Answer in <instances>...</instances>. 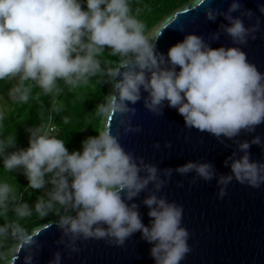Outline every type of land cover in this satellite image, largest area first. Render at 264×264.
<instances>
[{"label":"clouds","instance_id":"obj_1","mask_svg":"<svg viewBox=\"0 0 264 264\" xmlns=\"http://www.w3.org/2000/svg\"><path fill=\"white\" fill-rule=\"evenodd\" d=\"M257 7L264 14V2ZM205 15L212 22L220 17L224 21L211 40L188 32L165 54L158 49L159 37L146 35L131 0H0V81H15L8 91L14 102L28 103L34 88L55 98L60 82L75 89L100 75L111 91L97 104V115L120 117L116 133L109 127L96 129L98 134L84 139L79 150L69 151L65 138L53 134V124L28 127L27 148L16 147V136L0 137L3 168L22 171L28 188L43 190L34 211L40 218L57 217L54 223L61 235L56 244L63 245L69 257L81 251V241L104 240L123 247L139 232L151 245L154 264H181L192 251L191 233L183 225L184 207L159 194L174 173H194L193 184L215 180L220 199L233 180L257 189L264 185V161L251 154L253 145L264 149V136L237 139L264 124V72L242 47L257 38L261 17L242 0H231L227 10L211 6L209 0ZM178 30L184 32L183 26ZM221 34L232 44L213 47ZM106 51L118 58L115 64L102 65ZM141 100L155 115L173 108L186 128L206 132L221 143L233 141L236 149L224 160L230 171L219 172L208 160L161 169L126 150L121 136L142 131L140 124H133ZM53 111H60L55 103ZM155 147L160 148L159 142ZM143 192L148 194L138 202ZM141 203L148 209V224ZM9 211L16 219L0 224V241L15 239L25 253L23 264H36L42 245L37 234L20 223L33 215V206L19 200L11 184L0 181V213ZM63 259L57 250L47 264H63Z\"/></svg>","mask_w":264,"mask_h":264},{"label":"water","instance_id":"obj_2","mask_svg":"<svg viewBox=\"0 0 264 264\" xmlns=\"http://www.w3.org/2000/svg\"><path fill=\"white\" fill-rule=\"evenodd\" d=\"M259 2L264 0H242L245 7L253 9L262 20V29L257 38L250 39L242 47L248 59L264 72V14L259 13ZM208 3L209 0H205V4H201L200 0H191L167 15L153 36L159 37V51L166 54L188 32H196L211 40V34L224 21L222 17L215 22L207 20L205 7ZM210 3L213 7L227 10L231 0H210ZM245 22H249L247 18ZM181 25L184 32L178 30ZM221 44L230 46L231 38L221 34L212 46L219 47ZM135 107L137 113L133 124H140L142 131L121 136L126 150L158 164L161 169L175 168L189 160H208L215 164L219 172L230 171L224 166V160L236 149L233 141H226V146L206 132L186 128L183 117L176 109L165 107L163 115L158 116L146 109L142 100ZM119 118L116 115L107 117L106 127L111 128L113 133L118 129ZM256 134L264 136V124L258 126L256 133H242L237 139L250 140ZM156 142L160 144L158 149ZM167 142H171V148L165 147ZM251 154L254 160L264 161V149L261 147L253 145ZM193 175L174 173L159 193L184 207L183 225L191 233L189 244L192 251L181 264H264V185L257 189L233 180L228 186L227 195L220 199L215 180L206 182L198 179L193 184ZM147 194L141 193L137 201H142ZM140 210L144 223L148 224L147 207L141 203ZM54 222L49 221L31 232L37 234L36 239L42 245L36 264H47L57 250L63 254V264H154L149 254L151 245L141 239L139 232L123 247L109 245L104 240L81 241V251L69 257L63 245L56 244L61 232ZM24 255L18 245L10 264H23Z\"/></svg>","mask_w":264,"mask_h":264},{"label":"trees","instance_id":"obj_3","mask_svg":"<svg viewBox=\"0 0 264 264\" xmlns=\"http://www.w3.org/2000/svg\"><path fill=\"white\" fill-rule=\"evenodd\" d=\"M191 0H131V8L134 15L142 20L146 26V34L157 23L183 7ZM86 8V5H84ZM102 65L115 64L117 57H113L106 51L101 57ZM100 75L93 77L90 82L75 89L60 82L61 91L53 98L40 94L39 88L33 89V96L26 104L14 102L9 97L10 108L0 112L3 119L0 120V137L16 136L17 148H27L29 146V132L26 130L30 126L41 123L55 125L53 132L58 138L66 140L69 151L82 148V141L89 136L97 135L101 128V116L97 115L96 106L103 102L104 94H107V83H103ZM15 81H0V96L7 94ZM59 107L57 113L53 111V105ZM67 118V123L64 118ZM97 129V130H96ZM14 150V149H10ZM15 172H8L3 168V160L0 158V181H5L7 177H13ZM29 181H17L14 189L17 198L26 201L33 206V215L21 220L20 223L25 229H30L50 219L57 217L50 214L46 218H40L34 211V204L38 196L43 194V190H33L27 187ZM11 207V205H10ZM14 213H0V224L15 220ZM13 242L12 238L0 241V257L7 251Z\"/></svg>","mask_w":264,"mask_h":264},{"label":"rangeland","instance_id":"obj_4","mask_svg":"<svg viewBox=\"0 0 264 264\" xmlns=\"http://www.w3.org/2000/svg\"><path fill=\"white\" fill-rule=\"evenodd\" d=\"M162 21L159 22V23H157L154 27H152V29L146 34L147 36H149V38H153L156 30L162 24ZM109 91H111V85L107 83V93ZM8 100H9L8 93L7 94H3L2 96H0V112H3L4 110L10 108V105H9V101ZM107 117L101 116V119H100L101 128L100 129L106 127ZM25 179H27V178L23 174V172L22 171H18V172H16L14 174L13 177H7L4 182H7V183L11 184L13 186V188H14V186H15V184H16L17 181H24ZM41 195H43V194H41ZM49 221H50V219H48L47 221H44V222H42V223H40V224H38L36 226L34 225V227H32L30 229H26V230L31 233V232L35 231L37 228H39L42 225H44L45 223L49 222ZM18 245H19L18 241H16L15 239H13V242L8 247L7 251H5V253L0 257V264H10L11 263L12 256L16 252V250L18 248Z\"/></svg>","mask_w":264,"mask_h":264}]
</instances>
